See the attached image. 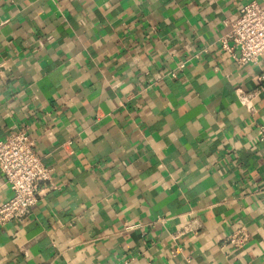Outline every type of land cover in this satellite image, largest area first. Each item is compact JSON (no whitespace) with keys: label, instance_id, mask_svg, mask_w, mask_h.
<instances>
[{"label":"crops","instance_id":"1","mask_svg":"<svg viewBox=\"0 0 264 264\" xmlns=\"http://www.w3.org/2000/svg\"><path fill=\"white\" fill-rule=\"evenodd\" d=\"M250 2L0 0V140L51 178L0 264H264V55L219 42Z\"/></svg>","mask_w":264,"mask_h":264},{"label":"built area","instance_id":"2","mask_svg":"<svg viewBox=\"0 0 264 264\" xmlns=\"http://www.w3.org/2000/svg\"><path fill=\"white\" fill-rule=\"evenodd\" d=\"M221 48L242 64L256 63L264 55V5L250 2L228 17ZM246 105L248 98L239 95ZM252 110L251 106H247ZM0 172L11 191V197L0 205V223L28 219L40 196V187L50 181V171L43 164L33 141L25 131H18L0 140ZM241 228L229 241L242 247L248 241Z\"/></svg>","mask_w":264,"mask_h":264}]
</instances>
